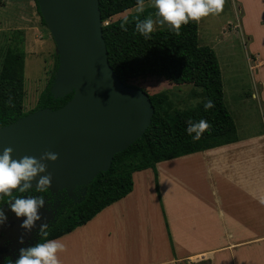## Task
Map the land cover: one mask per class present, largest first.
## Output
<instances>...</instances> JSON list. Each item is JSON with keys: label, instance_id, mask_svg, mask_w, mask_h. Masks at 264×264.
<instances>
[{"label": "crops", "instance_id": "1", "mask_svg": "<svg viewBox=\"0 0 264 264\" xmlns=\"http://www.w3.org/2000/svg\"><path fill=\"white\" fill-rule=\"evenodd\" d=\"M16 2H28V11L37 8L35 0ZM235 2L244 45L251 42L246 57L253 76L250 87H243V80L237 85L232 109L224 92L238 140L135 171L126 196L55 238L64 245L56 252L59 264H264V125L253 119L240 125L236 116L247 112L248 98L257 101L255 111L264 113V0ZM24 14H16L21 26L15 31L25 46L27 39L38 41L32 31L43 29L24 26ZM190 85L206 96L204 88ZM204 101L191 104L192 109Z\"/></svg>", "mask_w": 264, "mask_h": 264}, {"label": "trees", "instance_id": "2", "mask_svg": "<svg viewBox=\"0 0 264 264\" xmlns=\"http://www.w3.org/2000/svg\"><path fill=\"white\" fill-rule=\"evenodd\" d=\"M36 4H37V0ZM151 0H141L146 3ZM3 3L0 0V4ZM137 0H99L109 63L124 84L128 79L142 77L164 78L173 84H194L205 90L211 105L205 109V101L199 109L181 111L175 121L162 112V95H150L154 115L144 134L125 150L117 153L111 167L99 173L88 185L76 188L77 200L68 197L65 190L58 191L64 199V207L56 219L43 230L38 242L52 240L70 233L89 222L102 209L126 196L133 188V173L156 163L182 155L202 151L238 140L236 123L224 102L222 71L215 50L199 43L198 21L181 24L179 34L170 27L154 30L149 39L135 31L136 22L153 18L156 9L147 7L141 13L127 15L126 31L120 28L122 18L112 17L134 8ZM37 11L43 20L38 4ZM14 32L13 45L3 56L0 71V127L40 108L56 110L67 103L73 94L54 98L51 87L58 67V55L46 87L40 93L34 108L25 110V63L24 38ZM130 85V84H129ZM134 86V85H132ZM138 87V86H137ZM10 98V103L6 104ZM200 119L208 121V128L198 140H192L196 132L187 133L185 128ZM47 189V188H46ZM51 192L49 189H47ZM44 233H47L45 235ZM36 244V243H35ZM34 244V245H35ZM33 246V245H31ZM200 261L190 264H208Z\"/></svg>", "mask_w": 264, "mask_h": 264}, {"label": "water", "instance_id": "3", "mask_svg": "<svg viewBox=\"0 0 264 264\" xmlns=\"http://www.w3.org/2000/svg\"><path fill=\"white\" fill-rule=\"evenodd\" d=\"M37 4L58 55L51 93L54 98L73 95L56 110L40 108L0 127V153L11 148L10 159L19 162L29 156L45 166L27 181L29 187L37 188L40 177L49 176L47 189L65 190L74 197L77 187L107 171L114 156L144 134L155 108L145 90L124 84L110 65L99 0H37ZM45 152L57 158H42ZM24 183L21 180L7 195ZM36 212L39 218L30 228L20 226L23 216L6 224L5 233L29 243L35 230L54 217L39 207Z\"/></svg>", "mask_w": 264, "mask_h": 264}, {"label": "rangeland", "instance_id": "4", "mask_svg": "<svg viewBox=\"0 0 264 264\" xmlns=\"http://www.w3.org/2000/svg\"><path fill=\"white\" fill-rule=\"evenodd\" d=\"M2 1L3 3L0 4V71L6 49L15 43L13 41L15 37L14 31L21 26L20 22H18L19 17L16 18L17 13L19 14L20 11L25 13L24 17L27 19L23 21L22 18V24L30 27V30H36V27H41L43 29V33L32 31L34 38L38 41L31 40L29 42V39H27L25 46H21L26 53L25 110L28 111L36 106L39 95L46 87L49 80L54 65V56L57 52L56 45L47 26L42 24L36 6L28 11L26 10L29 6L28 2L17 3V0ZM151 3L152 0L143 3L144 9L150 7ZM252 7L253 10H255L253 2ZM16 11L17 13L15 14ZM237 11L238 3H236L235 0H224L222 10L219 14L213 15L210 13L207 16H202L198 21L199 37L200 40H202L201 43L210 45L217 53L222 70L225 99L231 109L235 106V102L237 101L236 98L232 100V96L237 90V85L243 80V87H250L253 81L252 72L250 71L246 57L247 51L251 52L252 50L251 42L249 41L244 45L240 28L238 29L239 20ZM135 12L134 7L115 15L111 20L114 21ZM256 13L257 11L255 10L253 15ZM159 20L162 22L156 29L168 26L166 22L163 21L162 17L154 15L152 18L153 29L155 27V22ZM251 26H253V28L256 26L253 20L251 21ZM205 35L208 38H206ZM36 42H39V44H36ZM127 83L146 89V91L152 95H162L165 99L160 104V107L162 112L169 116H177L181 111H186L187 109L193 112V106L191 104L198 106V104L206 99L204 93L196 94L194 92L195 87H192V85L173 84L164 78L156 79L155 77H142L128 79ZM246 101L247 103L243 105L247 108V112L244 113L240 110L239 113H236L238 122L241 125V122L247 123L254 120L258 127H263L264 113L262 114L259 110L255 111L258 106L257 101L253 98H248ZM171 118L173 121L175 120L174 117ZM1 224L2 223H0V242H3L1 239V228H3V225ZM6 238L9 239L8 237ZM1 255L0 251V264H7Z\"/></svg>", "mask_w": 264, "mask_h": 264}, {"label": "clouds", "instance_id": "5", "mask_svg": "<svg viewBox=\"0 0 264 264\" xmlns=\"http://www.w3.org/2000/svg\"><path fill=\"white\" fill-rule=\"evenodd\" d=\"M224 0H152L151 6L156 9V13L163 18V21L169 25L170 30L179 34L181 24H187L190 20L199 21L202 16L208 14H219L222 10ZM135 11L141 13L144 11V6L141 0H137ZM128 22V17L122 18L120 28L124 31L125 24ZM135 31L140 34L144 39H149L150 34L154 31L153 21L150 17L137 21L135 24ZM6 104L10 103V98L5 101ZM212 103L209 98L205 101V109ZM208 121L200 119L194 124H189L185 128V132H196V136L192 140H198L201 133L208 128ZM11 148H4L0 153V193L8 194L10 189H14L21 180L25 181L22 187L19 188L20 192H24L29 188L27 181H30L35 174L44 171V165L38 163L33 157H22L19 162L10 159ZM47 157L48 160H55L57 158L55 153L45 152L42 158ZM49 184V176L40 177L37 183V191H44ZM43 205V200L40 198H16L10 204V209L17 217L25 216L21 222V227L28 229L32 226L33 221L38 219L36 209L38 206ZM5 217L3 212H0V223H3ZM46 225H42L40 231ZM47 235V233H44ZM22 241V237L20 238ZM57 250L63 251L64 245L58 239L46 240L43 243L37 242L28 248L19 249V256L14 261V264H59L56 256ZM8 264H13L8 261Z\"/></svg>", "mask_w": 264, "mask_h": 264}, {"label": "flooded vegetation", "instance_id": "6", "mask_svg": "<svg viewBox=\"0 0 264 264\" xmlns=\"http://www.w3.org/2000/svg\"><path fill=\"white\" fill-rule=\"evenodd\" d=\"M16 198H40L43 200V205L38 207L41 208L43 211H52L54 213V217L51 218L48 223L44 224L46 225L45 228H47L56 219L59 210L62 209V207H64L65 205L64 203H62L64 197L62 194H59V192L52 193L49 192L47 189H45L44 191H37V188L31 187L26 189L24 192H20L19 189H17L16 191L7 196L0 197V211L3 212L5 217L3 223L1 224L3 225V228H1V239L3 240V242H0V251L2 254L1 257L5 259V263L7 264L8 261L14 262L18 258L19 249H26L29 246L37 243L42 233L40 231L41 228L36 229L31 241H29V243H24L20 241V238L16 239L14 236L13 238L10 231H7V233L3 231L5 229L6 224L10 223L11 221L21 219L23 217V215L17 217L15 213L10 209V204L13 203ZM70 198L77 200L78 196L76 194V196ZM8 233H10V236H8ZM6 237H8L9 239H7Z\"/></svg>", "mask_w": 264, "mask_h": 264}]
</instances>
